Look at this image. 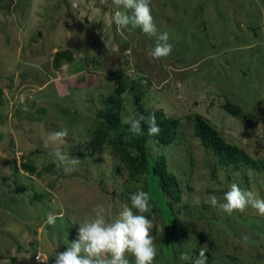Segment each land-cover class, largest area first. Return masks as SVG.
<instances>
[{
    "label": "rangeland",
    "instance_id": "rangeland-1",
    "mask_svg": "<svg viewBox=\"0 0 264 264\" xmlns=\"http://www.w3.org/2000/svg\"><path fill=\"white\" fill-rule=\"evenodd\" d=\"M151 8L173 45L166 58L150 56L155 37L117 28L111 16L122 9L113 0H0V264H54L96 205L114 220L132 193L149 192V175L130 180L111 148L90 145L92 124L120 77L128 84L121 123L139 100L179 125L173 144H149L151 162L163 155L178 187L177 199H166V218L152 199L150 219L161 229L152 231L154 264H192L205 244L208 264H264V216L251 207L228 215L207 202L211 195L224 202L232 183L264 198V173L221 167L193 129L202 117L264 161V0H151ZM60 50L74 59L53 69ZM227 101L241 117L224 110ZM62 129V149L82 161L71 174L46 144L49 132ZM26 160L32 175L15 170ZM49 212L59 217L55 225L46 222ZM185 252L189 261L180 260Z\"/></svg>",
    "mask_w": 264,
    "mask_h": 264
},
{
    "label": "clouds",
    "instance_id": "clouds-1",
    "mask_svg": "<svg viewBox=\"0 0 264 264\" xmlns=\"http://www.w3.org/2000/svg\"><path fill=\"white\" fill-rule=\"evenodd\" d=\"M113 4L122 10H117L111 16V21L119 29L140 28L143 33L156 38L155 47L149 53L155 59L168 57L173 51L167 32L159 33L152 15L151 0H113ZM122 123L129 126L133 135L143 132L142 123H147L149 136H156L161 129L155 115H128L122 117ZM68 131L66 129L51 131L47 135L46 144L54 145L53 155L63 166L65 174H71L82 163L79 158H72L62 146L66 144ZM220 202L217 196L207 197L212 207L218 208L228 215L234 212H244L249 207L264 216V198H260L251 190H244L232 183L230 190ZM153 209L152 197L149 192L139 189L130 195V206L125 204L118 218L108 219V209L98 204L93 209L94 218L86 219L79 224L76 237L66 246L65 250L57 252L54 264H131L128 254L135 257V264H154L159 253L157 238L152 235L154 228L160 227L154 217L149 218ZM59 217L49 212L46 222L55 225ZM248 237H244L247 242ZM209 251L207 244L202 246L198 257L192 264H208ZM190 255L185 252L180 260L189 261ZM40 261V255L36 256Z\"/></svg>",
    "mask_w": 264,
    "mask_h": 264
},
{
    "label": "trees",
    "instance_id": "trees-1",
    "mask_svg": "<svg viewBox=\"0 0 264 264\" xmlns=\"http://www.w3.org/2000/svg\"><path fill=\"white\" fill-rule=\"evenodd\" d=\"M116 83L113 93L102 102V109L97 113L96 120L92 124L90 145L93 149L111 148L124 163L130 180L149 175V193L156 203V211H160L166 218L172 205L166 202V199L168 197L177 199L178 187L174 178L166 171L163 155H159L154 164L151 162L149 144L164 147L173 144L177 140L178 120L165 118L162 113L157 112L154 115L161 129L158 135L149 136L147 123H142V134L133 135L129 131V126L121 123L120 117V98L128 90V84L122 77L118 78ZM129 90L132 91L133 87ZM223 108L234 117L242 116L241 109L234 107L229 101L223 105ZM141 115L147 117L153 114L145 110L137 100L134 116L139 118ZM248 124L253 126L255 123L249 120ZM193 129L194 136L208 152L215 156L221 167L232 166L234 170H239L241 166H245L256 173H264V161L250 158L243 150L226 141L207 120L199 116L194 117ZM15 170H21L29 175L35 173V167L29 160L20 163ZM150 187H152L151 191ZM153 212L155 211L152 210L151 214L146 215L150 218ZM171 222L169 221V224Z\"/></svg>",
    "mask_w": 264,
    "mask_h": 264
},
{
    "label": "water",
    "instance_id": "water-1",
    "mask_svg": "<svg viewBox=\"0 0 264 264\" xmlns=\"http://www.w3.org/2000/svg\"><path fill=\"white\" fill-rule=\"evenodd\" d=\"M74 59V55L69 50H60L53 53L52 59V67L53 69H57L60 67L61 62H72Z\"/></svg>",
    "mask_w": 264,
    "mask_h": 264
}]
</instances>
